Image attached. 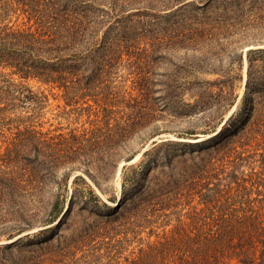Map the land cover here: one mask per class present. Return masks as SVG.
<instances>
[{
    "label": "rangeland",
    "instance_id": "rangeland-1",
    "mask_svg": "<svg viewBox=\"0 0 264 264\" xmlns=\"http://www.w3.org/2000/svg\"><path fill=\"white\" fill-rule=\"evenodd\" d=\"M139 7L67 91L0 69V264H174L222 213L258 216L264 264V0Z\"/></svg>",
    "mask_w": 264,
    "mask_h": 264
},
{
    "label": "trees",
    "instance_id": "trees-1",
    "mask_svg": "<svg viewBox=\"0 0 264 264\" xmlns=\"http://www.w3.org/2000/svg\"><path fill=\"white\" fill-rule=\"evenodd\" d=\"M150 1L0 0V18L15 4L14 11L20 10L28 21H33L27 28L9 25L10 21L0 22V69L9 68L10 75L35 78L67 91L79 81L74 70L90 53L96 50L112 52L137 43L134 38L140 33L134 30L133 19L148 16L147 7L133 11L126 9L136 4L149 5ZM240 121L235 126L240 127L243 120ZM98 149L100 152L101 147ZM132 180L129 177L124 181L127 184ZM231 180L236 182L238 178L231 176ZM75 192L77 196L72 194L70 201L76 197L84 199L86 193L94 197L92 191L86 192L83 188ZM54 205L56 207V203ZM226 215H218L212 219V224L204 222L200 228L203 232L196 243L197 250L190 255L184 253L175 260L177 263H172L229 264L236 260L237 264H257L255 243H259L260 233L256 230L262 229L258 216ZM165 239L175 240V237L172 235ZM156 248L150 247V251ZM263 254L264 248L260 257Z\"/></svg>",
    "mask_w": 264,
    "mask_h": 264
},
{
    "label": "bare ground",
    "instance_id": "bare-ground-1",
    "mask_svg": "<svg viewBox=\"0 0 264 264\" xmlns=\"http://www.w3.org/2000/svg\"><path fill=\"white\" fill-rule=\"evenodd\" d=\"M239 119V118H238ZM240 120V119H239ZM239 120H238V122H239Z\"/></svg>",
    "mask_w": 264,
    "mask_h": 264
}]
</instances>
